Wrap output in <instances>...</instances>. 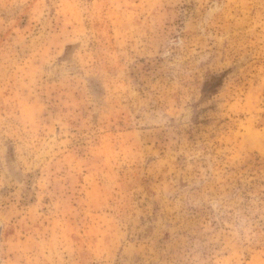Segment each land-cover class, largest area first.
Returning a JSON list of instances; mask_svg holds the SVG:
<instances>
[{"label": "rangeland", "instance_id": "rangeland-1", "mask_svg": "<svg viewBox=\"0 0 264 264\" xmlns=\"http://www.w3.org/2000/svg\"><path fill=\"white\" fill-rule=\"evenodd\" d=\"M0 264H264V0H0Z\"/></svg>", "mask_w": 264, "mask_h": 264}]
</instances>
